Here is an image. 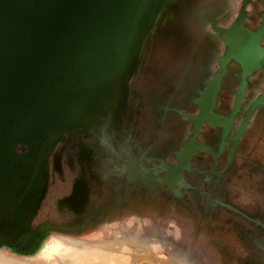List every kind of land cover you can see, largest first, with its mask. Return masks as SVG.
Returning <instances> with one entry per match:
<instances>
[{
  "label": "water",
  "instance_id": "water-1",
  "mask_svg": "<svg viewBox=\"0 0 264 264\" xmlns=\"http://www.w3.org/2000/svg\"><path fill=\"white\" fill-rule=\"evenodd\" d=\"M163 3L0 0V237L26 228L44 192L48 157L60 139L105 132L125 108L128 82ZM250 3L241 1L228 28L212 22L227 51L218 61L220 72L196 101L199 115L189 117L197 125L214 120L211 108L230 62L240 65L244 79L232 118L243 99L245 78L264 63V25L255 32L245 28ZM260 103L264 93L252 108ZM191 147L181 149L180 165Z\"/></svg>",
  "mask_w": 264,
  "mask_h": 264
},
{
  "label": "rangeland",
  "instance_id": "rangeland-1",
  "mask_svg": "<svg viewBox=\"0 0 264 264\" xmlns=\"http://www.w3.org/2000/svg\"><path fill=\"white\" fill-rule=\"evenodd\" d=\"M222 1L178 0L172 6L168 19L154 29L147 52L151 55L152 65L160 74L155 76L150 73L148 55L144 65L128 82V93L130 91L134 94V108L127 111L123 109L119 114V120L114 122L115 125L113 124L120 138L124 137V140L132 142L136 151L135 157L139 152L149 150L151 154L169 158L170 147L179 146L184 140L189 123L165 111L167 107H181L193 112L189 100L201 87V70L195 65L204 50L208 29L214 31L213 24H210V28L205 26L199 33L198 13L203 5L218 4ZM239 7H233L219 16L210 17L211 22L222 25L225 17L229 13L235 15ZM254 9L249 12L247 21L251 28L256 26L254 19L258 18L260 7L255 5ZM222 51L223 47L221 53ZM232 91L233 89L227 87L223 95L226 94L231 98ZM63 137L48 157L47 193L34 217V226L46 221L63 224L61 219L64 215L58 208V200L69 193L77 175V169L61 173L52 167L51 157ZM85 142L90 146L98 144L94 138H88ZM118 142L113 144V148L119 156L113 155L105 147L97 166L98 174L104 184L99 190L101 195L95 197L98 202L104 203L101 205L108 207L107 215L97 224V228L87 230L83 238L95 240L102 227H107L111 233H114L120 221L127 229L137 233L150 234L158 229L176 243L180 253L188 254L186 258L178 253L179 258L174 260L168 255L169 251L159 247L153 249L156 260H160L156 262L157 264L164 262L180 264L181 261L189 260L192 264H240L239 257L243 248L240 244L241 228L232 214L212 208L203 200H199L198 204L176 203L161 196L158 191L127 185L121 176L109 181L110 171L113 168L118 169L124 156L122 149L124 143L120 145ZM153 142L156 143L155 147L152 145ZM242 153L249 159L257 161L258 169L243 170L226 193H217L214 197L219 196L231 203L241 204L246 207L245 211H261L264 209V127L260 134L252 135L248 139ZM114 209L121 211L117 212ZM114 213L119 217L110 218ZM227 218L231 221L225 223ZM49 254L45 255L44 259L41 258L43 261L36 262L45 263Z\"/></svg>",
  "mask_w": 264,
  "mask_h": 264
},
{
  "label": "flooded vegetation",
  "instance_id": "flooded-vegetation-1",
  "mask_svg": "<svg viewBox=\"0 0 264 264\" xmlns=\"http://www.w3.org/2000/svg\"><path fill=\"white\" fill-rule=\"evenodd\" d=\"M241 1L243 0H223L218 4L203 5L198 13L199 33L205 26L210 28L212 23L210 17L219 16L233 7H239ZM248 5L245 28L255 32L264 25V0H251ZM255 5L260 7V11L257 13L258 18L254 19L256 26L251 28L247 21L249 12L252 9L255 10ZM237 12L235 15L229 13L222 22L223 26L216 24L215 27L228 28L235 19ZM221 36L222 33L219 31L208 29L204 50L200 60L195 65L201 70V87L189 100L193 112L181 107H167L165 111L189 123L182 143L179 146L170 147L168 152L170 157L164 158L161 155H154L149 150L141 151L135 157L136 151L132 142L127 139L124 140V137L120 138L114 129V122L119 120V114L123 110L115 114V119L111 121L110 128L106 129L105 132L92 131L67 134L51 157L52 167L61 173L77 169V175L71 184L69 193L58 200V208L64 215L61 219L63 224L46 221L34 226V216L30 223L32 229L41 227L42 230L47 228L49 233L55 235L84 237L83 234L87 230L97 228V224L105 218L108 211V207L101 205L104 203L98 202L97 197H95L101 195L99 190L104 184L97 171L98 160L103 155L105 147L118 157L119 154L113 148V144L119 141L120 145L124 143L122 148L124 156L118 169L113 168L110 171L109 181L121 176L127 185L141 186L148 191H158V194L176 203L198 204L199 200H203L212 208L232 214L240 223L241 228L240 244L243 248H241L239 257L240 264H264V209L249 212L248 210L245 211L244 208L246 207L241 204L231 203V201L219 196V198L214 197L217 193H226L229 186L234 184L243 170L254 171L258 169L257 161L249 159L247 155L242 153V149L248 139L252 135L260 134L264 127V103H260L255 109L252 108L253 104L258 102L264 93V63L261 64L260 69L245 78L246 87L243 90V99L233 118L231 115L235 108L236 93L244 81L243 71L240 65L234 61L226 66V72L215 96L211 108L214 120L212 122L205 120L197 125L196 121L189 118L199 115L200 109L196 101L201 99L200 92L205 91L207 82L213 80L214 75L220 72L218 61L227 51ZM261 46L264 48V34ZM221 47H223L222 53ZM148 55L150 58L149 71L158 76L160 72L152 65L151 55L148 52L138 71L144 65ZM227 87L233 89L231 98H228L226 94L223 95L224 89ZM134 102V94L129 91L124 111L134 108ZM180 112H184L187 117ZM88 138L96 139L98 144L95 146L86 144L85 140ZM155 144L153 142L152 145L155 147ZM186 145L192 146L191 151L184 154V161L180 165L178 155ZM93 185L96 187L94 188ZM74 191L77 193V198L72 199ZM46 193L47 187L45 195ZM114 211L120 212L121 209H114ZM111 217L118 218L119 215L114 213ZM230 221V218L225 219V223ZM50 225L57 227V229H51ZM121 225L126 228L119 221L118 226H116L117 229L122 227ZM105 230L109 231L107 227H102L99 233ZM41 244L44 245L45 243L41 242Z\"/></svg>",
  "mask_w": 264,
  "mask_h": 264
},
{
  "label": "bare ground",
  "instance_id": "bare-ground-1",
  "mask_svg": "<svg viewBox=\"0 0 264 264\" xmlns=\"http://www.w3.org/2000/svg\"><path fill=\"white\" fill-rule=\"evenodd\" d=\"M177 1L164 0L162 7L156 13L140 50L135 73L147 53L154 29L168 19L171 15L172 6ZM46 187L45 184L42 198L31 214L26 228L13 236L0 237V264H157L158 260H156L153 249L159 247L169 251L170 258L174 260L179 258L178 253L180 252L176 243L168 238L166 233L158 230L144 234L134 232L121 225L122 227H118L114 233L105 230L99 233L95 240H90L83 237H65L51 234L47 228L44 230L41 227L32 229L30 223L44 198ZM49 227L57 229L53 225ZM41 242L45 244L43 245ZM47 254L49 255L45 263L36 262L43 261L41 258L44 259ZM187 255V253L182 254L186 258ZM162 264L169 263L164 262ZM180 264H192V262L190 260L181 261Z\"/></svg>",
  "mask_w": 264,
  "mask_h": 264
}]
</instances>
